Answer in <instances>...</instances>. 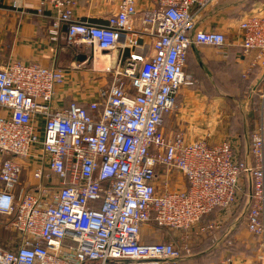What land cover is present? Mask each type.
Masks as SVG:
<instances>
[{"label": "built area", "instance_id": "built-area-1", "mask_svg": "<svg viewBox=\"0 0 264 264\" xmlns=\"http://www.w3.org/2000/svg\"><path fill=\"white\" fill-rule=\"evenodd\" d=\"M37 1L35 13L51 18L48 41L65 27L67 44L89 48L93 72L112 82L91 101L60 105L61 69L0 61V216L8 232L0 264L176 263L216 228L218 219L201 217L242 198L248 231L264 237L263 127L239 156L235 139L211 142L209 131L191 139L164 125L179 108V88L193 85L188 50L231 44L200 27L221 0H119L102 23L79 19L78 0ZM236 35L250 67L264 68V15L242 17ZM174 174L184 188L173 186ZM147 224L179 237L144 242Z\"/></svg>", "mask_w": 264, "mask_h": 264}, {"label": "crops", "instance_id": "crops-1", "mask_svg": "<svg viewBox=\"0 0 264 264\" xmlns=\"http://www.w3.org/2000/svg\"><path fill=\"white\" fill-rule=\"evenodd\" d=\"M118 2L119 0H78L75 15L81 20L102 23L116 11ZM37 6V0H24L21 8H13L11 0H0V61L17 59L61 69L65 75V83L57 89V103L60 105H65L71 100L85 103L95 99L98 90L96 83L100 74L93 72L88 60L92 51L89 48L67 44L64 28L56 43L49 42L47 27L51 18L37 15L35 13ZM236 7L237 15L231 16L230 13ZM210 9L203 14L200 27L226 30L231 44L222 51L208 45L189 49L186 70L188 69V73L194 75L193 85L179 88L177 92V96H180L179 108L175 113L164 118L165 127L171 126L182 130L191 139L200 137L205 131L211 133L215 128L225 129L221 123L216 122L217 114L214 112L215 102L219 103L224 99L223 96H239L235 97V100L244 102L240 96L254 94L262 96L264 93V68L258 65L250 67L253 56L242 53L240 46L236 43V33H229L227 23H223L251 13L264 15V0H229L227 2L221 0L216 4V9ZM221 16L225 21L220 18ZM230 26L232 29H237L236 23ZM229 53L231 60L226 61ZM110 55L114 63L119 51L114 50ZM225 61L226 64H224ZM246 79L251 85L249 92L243 82ZM238 107L240 108L239 105ZM238 113L240 114L238 118H242V124H238L239 121H237L232 133L237 130L236 132L240 135L241 139L235 136L234 142L243 154L248 146L244 136L241 135L246 132V120H243V113L240 110ZM185 186L186 183L182 179L179 188ZM223 213L232 216L233 210L218 209L214 212V216L221 219Z\"/></svg>", "mask_w": 264, "mask_h": 264}, {"label": "rangeland", "instance_id": "rangeland-1", "mask_svg": "<svg viewBox=\"0 0 264 264\" xmlns=\"http://www.w3.org/2000/svg\"><path fill=\"white\" fill-rule=\"evenodd\" d=\"M210 8H209L210 10H212L213 8L216 9V4L214 6H211ZM242 17L238 16L234 18L232 21L223 22V23H227L226 27L227 29H229V33L230 32L236 33L237 29H232L230 24L236 23L237 25ZM220 18L224 20L222 16ZM222 32L228 34L226 30ZM227 34L226 37L229 40ZM229 42H231V40H229ZM111 82H112V75L108 73V75L100 76L98 78L96 85L98 89H105L111 84ZM179 97L180 96H176L177 103L178 102L180 103ZM255 97L245 96L244 98H242L244 102H241V100L236 101L235 96H223L224 99L220 100L219 103L215 102L214 112H216L217 114L216 122L221 123V126L225 129H220V130H218L219 128L213 129L212 131L213 134L211 132V138H212L211 141L213 142L219 141L226 137L235 139V136H237L239 140L241 139L238 132H236L237 130H235V133H232V131L234 132L236 126V122H237L236 118L238 116V110H240L243 113V117L246 120V124H245L246 132L241 135L244 136V139L247 143H249L250 136L251 134H253V132L255 133L256 131H258L261 128V126L263 127L264 130V105L262 104V97L261 96H255ZM238 105L240 106V108L238 107ZM253 105L254 108L258 106L257 119L255 121V124H252V119L249 115L250 114L249 110L251 108L253 109L252 107ZM168 119H170V117ZM238 124H242V123L239 122ZM230 131L231 133H229ZM240 151L241 150H239V156L241 155ZM26 168L29 169H26L25 172H23V177L30 175L31 168L30 167H26ZM174 176H175V180H172L173 186L175 188L181 187L182 178L177 174H174ZM26 183H28V181ZM232 210L234 212L233 214L237 213L236 216H227L225 213L221 214L222 215L221 219H218L214 216L216 219H218L216 228L212 230L210 233L206 234L205 237H203V241L199 243V244L203 243L202 246H199L201 248L193 250L190 257L188 258L186 257L185 259H182L172 264H259L262 261L261 256L264 255V249H262L260 246L261 242L264 240V237L262 238L257 237L248 231L246 227V205L244 200L243 203H241V200H239L237 206L234 207ZM215 218H213V221ZM5 222H6L5 217L0 216V238L2 237L3 239L8 237V232L4 229ZM206 222L200 221V223H206ZM153 229L154 228H152L151 225L149 224L145 225L142 230L144 231L141 236L142 239L153 240V241H170L171 239H175L176 237H179L180 234L179 231L170 230L167 228L156 229V230ZM149 230L152 233L150 235L148 234L145 235V233ZM3 239H2V243L4 242ZM201 252L204 253L202 254ZM194 258H196V260Z\"/></svg>", "mask_w": 264, "mask_h": 264}, {"label": "trees", "instance_id": "trees-1", "mask_svg": "<svg viewBox=\"0 0 264 264\" xmlns=\"http://www.w3.org/2000/svg\"><path fill=\"white\" fill-rule=\"evenodd\" d=\"M227 2V1H229V0H222V2ZM237 12H238V8L236 7L235 9H233L232 10V13H230L231 14V16H236L237 15ZM188 52H189V50H188ZM187 52V54H186V58H185V67H184V70H185V72L186 73H188V69L186 70V65H187V63H188V55H189V53ZM230 53L228 54V56H227V60L226 61H229V60H231V58H230ZM226 61L224 62V64H226ZM227 65H228V63H227ZM189 74L190 75H192L190 72H189ZM192 77L194 78V75H192ZM248 78V77H247ZM243 82H245V88L247 89V91L249 92L250 91V89H251V85L248 83L249 81H248V79H246V80H243ZM195 83V82H194ZM252 96H258L257 94H254V95H252ZM235 97H239V96H235ZM245 96H240V99H242V98H244ZM255 98H257V97H255ZM256 102H257V99H256ZM253 107V109L251 108L250 110H249V112H250V117H251V119H252V124H255V121H256V119H257V108H258V106L257 107H255L254 108V105L252 106ZM238 115H240L239 113H238ZM236 120L237 121H239L240 123H242V118L241 117H239L238 118V116H237V118H236ZM243 120H245V118L243 117ZM165 122H166V120L164 119V124H165ZM237 125V124H236ZM236 127V126H235ZM254 133V132H253ZM240 134H241V132H240ZM252 135V134H251ZM241 154H242V152H241ZM243 198L241 199V203H243ZM219 208H214L211 212H209L208 214H206L205 216H203V217H201V219H200V221L201 222H203V221H211V220H213V218H214V212L216 211V210H218ZM234 213V212H233ZM236 214L237 213H235V214H233L232 216H236ZM207 219V220H206ZM152 228H154L153 230H156V229H160V228H156V227H154V226H152ZM151 230V229H150ZM149 230V231H150ZM147 231L146 233H145V235L146 234H148V235H150L152 232L150 231ZM144 231H142V233H143ZM142 233H141V236H142ZM2 237L0 238V244L2 245ZM141 239H142V237H141ZM142 241H144V242H148V243H151V242H156V241H153V240H143L142 239ZM203 244V243H202ZM202 244H198V245H193V247H192V250H191V254H192V251L193 250H196V249H198V248H201V247H199V246H202ZM202 254L204 253V252H201ZM191 254H190V256H191ZM201 254V255H202ZM189 256V257H190ZM204 256V255H203ZM188 258V257H187ZM197 258V257H196ZM196 258H194L195 260H196Z\"/></svg>", "mask_w": 264, "mask_h": 264}, {"label": "water", "instance_id": "water-1", "mask_svg": "<svg viewBox=\"0 0 264 264\" xmlns=\"http://www.w3.org/2000/svg\"><path fill=\"white\" fill-rule=\"evenodd\" d=\"M64 29H65V27H64Z\"/></svg>", "mask_w": 264, "mask_h": 264}]
</instances>
